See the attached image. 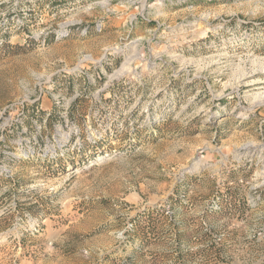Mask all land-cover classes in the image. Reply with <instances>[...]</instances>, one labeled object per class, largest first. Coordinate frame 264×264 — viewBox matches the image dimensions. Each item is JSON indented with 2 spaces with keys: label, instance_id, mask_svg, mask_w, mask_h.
<instances>
[{
  "label": "rangeland",
  "instance_id": "obj_1",
  "mask_svg": "<svg viewBox=\"0 0 264 264\" xmlns=\"http://www.w3.org/2000/svg\"><path fill=\"white\" fill-rule=\"evenodd\" d=\"M0 33V264H264V0H0Z\"/></svg>",
  "mask_w": 264,
  "mask_h": 264
},
{
  "label": "trees",
  "instance_id": "obj_2",
  "mask_svg": "<svg viewBox=\"0 0 264 264\" xmlns=\"http://www.w3.org/2000/svg\"><path fill=\"white\" fill-rule=\"evenodd\" d=\"M15 50H21V48L20 47H15L14 48ZM176 199H175V197H173V196H170L169 197V199H168V202H174ZM160 211H162V210H159L158 208H156V209H154V210H152V211H150L151 213H154V212H160ZM148 215V213H146V212H144L141 216L142 217H144V216H147Z\"/></svg>",
  "mask_w": 264,
  "mask_h": 264
},
{
  "label": "built area",
  "instance_id": "obj_3",
  "mask_svg": "<svg viewBox=\"0 0 264 264\" xmlns=\"http://www.w3.org/2000/svg\"><path fill=\"white\" fill-rule=\"evenodd\" d=\"M6 39L4 38L3 34L0 33V52L2 50V48L4 47V44H6Z\"/></svg>",
  "mask_w": 264,
  "mask_h": 264
},
{
  "label": "bare ground",
  "instance_id": "obj_4",
  "mask_svg": "<svg viewBox=\"0 0 264 264\" xmlns=\"http://www.w3.org/2000/svg\"><path fill=\"white\" fill-rule=\"evenodd\" d=\"M131 60V59H130ZM132 61V60H131ZM130 62V61H129Z\"/></svg>",
  "mask_w": 264,
  "mask_h": 264
}]
</instances>
